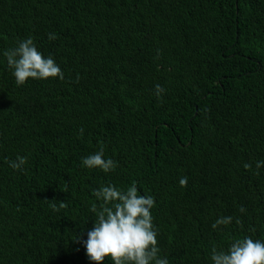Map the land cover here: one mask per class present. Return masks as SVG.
Returning a JSON list of instances; mask_svg holds the SVG:
<instances>
[{"label": "trees", "instance_id": "obj_1", "mask_svg": "<svg viewBox=\"0 0 264 264\" xmlns=\"http://www.w3.org/2000/svg\"><path fill=\"white\" fill-rule=\"evenodd\" d=\"M29 37L64 80L15 83L3 53ZM101 147L114 171L83 166ZM257 161L264 0H0V264H94L93 193L133 182L154 198L160 255L213 264V247L264 241Z\"/></svg>", "mask_w": 264, "mask_h": 264}, {"label": "clouds", "instance_id": "obj_2", "mask_svg": "<svg viewBox=\"0 0 264 264\" xmlns=\"http://www.w3.org/2000/svg\"><path fill=\"white\" fill-rule=\"evenodd\" d=\"M49 40H55L54 33L48 34ZM3 55L7 64L12 69L15 83L24 85L29 79L59 78L64 80V73L51 56L45 57L41 53L31 37L18 43V46L5 50ZM79 78L77 77V80ZM165 89L155 86V94L159 98ZM83 128L80 134L83 135ZM27 163V157H18L10 162V167L16 170L22 169ZM84 167L89 169L99 168L105 173L114 171L117 163L111 158H104V149L100 148L82 160ZM250 168L251 165L245 164ZM264 167V161H257L256 168ZM258 174V173H257ZM188 178L179 180L181 187H186ZM97 200L102 201L99 208L96 204L90 211L95 213L94 227L88 231L87 240L84 242L86 255L94 264H104L106 258H111L114 264H170L169 259L160 255L158 246V230L153 223L152 208L155 205L152 196L141 195L135 182L127 189H121L115 185H102L94 191ZM53 210L59 211L66 208L65 202L59 205L52 204ZM241 213L246 209L241 207ZM233 217L218 218L212 228L231 224ZM237 225L241 220L236 219ZM211 260L213 264H264V241L245 236L231 243L227 251L212 248Z\"/></svg>", "mask_w": 264, "mask_h": 264}]
</instances>
